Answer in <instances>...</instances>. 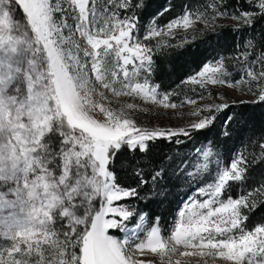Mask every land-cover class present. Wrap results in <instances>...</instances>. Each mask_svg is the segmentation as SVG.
I'll list each match as a JSON object with an SVG mask.
<instances>
[{"label": "snow or ice", "instance_id": "obj_1", "mask_svg": "<svg viewBox=\"0 0 264 264\" xmlns=\"http://www.w3.org/2000/svg\"><path fill=\"white\" fill-rule=\"evenodd\" d=\"M89 3L0 0V189H4L0 191V210L10 209L7 216H0V237L11 241L10 246L0 245V264H151L133 258L137 251L145 250L159 254L161 264H172L171 254L178 252L183 257L211 258V264H264V223L250 230L241 227L247 219L241 214V208L248 206L247 195L220 199L230 181L242 179L239 159L219 169L213 182L197 190L206 199L186 204L167 236L155 226L144 236L135 230L127 235L130 230L124 222L134 210L118 202L139 193L118 183L110 169L116 154L122 147L129 153H147L158 139L181 143L172 138L189 137L191 131L211 125L215 117L192 123L191 131L183 127L149 130L137 126L124 108L105 107L94 100L98 93L103 101L104 92L99 89H106L117 96L139 95L164 108L178 106L169 103L168 93L157 98L159 86L148 81L153 47L134 35L139 22L136 10L147 11L152 5L143 0H111L112 10L106 8V14L98 16L94 3L92 7ZM117 9H124L125 16ZM15 10L22 11L23 23L15 20ZM76 10L73 29L64 16ZM259 10L264 14V0H259ZM56 13L62 14L59 20ZM159 14L151 16L154 19ZM194 23L186 11L159 28L149 26L143 39L171 35L175 28L187 30ZM76 33L86 46L73 39ZM81 54L90 58L94 81L83 70ZM141 70L143 82H134ZM226 72L221 58L204 64L189 79L201 86H231L223 79ZM247 76L254 81L264 77V66L258 74L247 71ZM259 99L264 101V87ZM227 107L217 105L216 110ZM52 136L60 138L56 147H52ZM209 155L203 153L205 161ZM54 161L55 166L49 167ZM141 171L135 170L136 174ZM157 178H163V169L154 173L152 179ZM97 198L100 207L93 213L92 201ZM81 207L82 216L77 215ZM57 217L66 220L67 231L55 229ZM77 226H83L79 232ZM110 229H120L125 236L115 238ZM175 264H181L180 260Z\"/></svg>", "mask_w": 264, "mask_h": 264}, {"label": "trees", "instance_id": "obj_2", "mask_svg": "<svg viewBox=\"0 0 264 264\" xmlns=\"http://www.w3.org/2000/svg\"><path fill=\"white\" fill-rule=\"evenodd\" d=\"M143 2L152 7L147 11L136 10L139 22L134 35L137 34L141 43L153 47V68L149 74L151 83L158 85L160 91L171 94L178 106L184 105L179 98L201 88L199 84L187 80L209 61L217 62L223 58L227 72L231 71L232 75V79L225 80L232 84L247 78V71L257 73L256 67L264 66V14L259 10V0ZM186 11L194 20L197 14L205 12L213 17L223 15L242 20L239 24L230 21L210 29L192 28L143 39L147 26L159 28ZM245 12L252 13V16L245 18ZM151 13L160 14L153 19ZM18 14L22 15V11L19 10ZM246 19H250L251 23H246ZM236 52L244 53L242 56L247 53L245 60L248 68L237 64ZM214 117L207 128L199 131L190 129L189 137L172 138V141L182 140L181 143L158 139L147 153H129L122 147L116 154L110 169L115 172L118 183L135 188L139 193L138 197L122 201L134 210L130 225H135L140 215L146 214L148 226L158 225L167 235L181 202L193 190L213 182L219 169L229 167L232 161L238 159L241 161L238 167L242 170V179L230 181L221 199L247 195L248 206L241 208V214L247 217L242 226L250 230L264 223V101L258 99L231 104ZM205 151L210 153L207 161L203 158ZM136 169L142 171L136 174ZM160 169H163V178L154 181L152 177ZM189 172L191 175H188ZM99 207V204L95 205L93 213ZM156 217L160 219L156 220Z\"/></svg>", "mask_w": 264, "mask_h": 264}, {"label": "rangeland", "instance_id": "obj_3", "mask_svg": "<svg viewBox=\"0 0 264 264\" xmlns=\"http://www.w3.org/2000/svg\"><path fill=\"white\" fill-rule=\"evenodd\" d=\"M55 2V0H53ZM65 3L70 2V0H64ZM119 2H123V0H119ZM93 3L95 5L96 13L98 16H102L106 14V8L107 11L110 12L112 10V4L111 0H90L89 7L93 6ZM19 10H15L13 15L15 20L23 23L24 22V16L18 14ZM119 12V15L121 17L125 16L126 12H123V9H117ZM78 14V10L72 11L71 14L65 15L64 19L66 23L71 27L75 28L76 26V20L75 16ZM61 13H56L55 17L57 20L61 18ZM197 16L200 17V19H203L204 21L195 19V23L192 28L197 29H210L214 28L218 25H221L226 22H232L234 24L241 23L240 18L237 17H225L223 15H218L216 17L209 16V14H197ZM206 20H212L211 22L205 23ZM149 26H147L148 28ZM192 28H189L187 30H184L182 28H175L172 30L173 33L188 31ZM146 30V29H145ZM65 35L69 34V29H65ZM137 36V34H136ZM73 39H77L79 43H81L82 46L85 45V41L79 37V34L76 33L73 36ZM141 42V41H140ZM237 53V52H236ZM244 53H237V64L240 65V67H249L247 64V61L245 60V55L242 56ZM90 58H84L81 54V61L85 64L84 71L89 74V76L94 81V73L91 72V65L89 62ZM215 62V61H213ZM129 70L132 69V65L130 64ZM258 72L261 70L262 66H257ZM143 70H141V76L136 78V81L134 82H143L144 78ZM194 76V75H193ZM192 77V76H191ZM121 79H123L121 75ZM223 79H232L231 71L226 72V75L223 76ZM148 81L151 85H154L151 83L149 74H148ZM226 81V80H225ZM187 82H191L190 79L187 80ZM199 84V83H195ZM200 85V84H199ZM117 90L120 89L121 85L117 83L115 85ZM201 88L199 90H195L194 92H188L189 94H186L184 98H179V101H182L184 105L177 106L176 108H164L161 105L153 104L151 101H146L142 98V96L139 95H115L111 92V90L106 89H99V91L104 92L105 99L103 101L100 100L98 93L94 94L93 99L96 100L99 103H103L105 107H112L116 109L124 108L129 115L130 118H132L137 126L146 127L149 130H167V129H176V128H186L188 130L191 129V124L194 122H199L201 119H204L206 117L215 116L218 112L216 110L217 105L227 104L228 106L231 104H237L240 102L245 101H255L259 99V96L261 94V88L264 87V77L259 78L258 80H252L251 77L243 78L238 84H232L229 86V83L225 84H211L206 83L203 86L200 85ZM157 91V98L161 99L163 94L166 92L160 91L158 88ZM185 95V94H184ZM194 96V98H191V96ZM186 98V99H185ZM175 98H172V95L169 94V103H175ZM190 101H195V103H191ZM132 104V109H127V105ZM224 110V109H223ZM222 111V110H221ZM98 112V109H97ZM198 112V115H194L193 113ZM100 118H103V114H100ZM46 139H49V137H46ZM58 136H52V147L58 146L59 142ZM57 162H53L52 165H49V167H54ZM56 173L59 174V169H56ZM218 174V173H217ZM217 176V175H216ZM215 176V178H216ZM198 187L197 189L193 190V192L188 196V198L184 199L179 208L177 209L174 217L171 220V227L174 225L175 222L178 220V212L184 208L186 204H189L193 201H202L206 199V197L200 196L198 194ZM0 191H4V189H0ZM8 199H11L13 197H7ZM221 199V198H220ZM222 200V199H221ZM101 200L100 198H97L92 201V212L94 210L95 205H100ZM122 204L123 206H126L122 201L118 202ZM127 207V206H126ZM10 209H3L0 210V216H7ZM83 208L77 209V215H83ZM119 219V218H117ZM131 217L128 221L124 222L126 227L130 230L127 235L131 236L132 232L131 230H135L138 235L144 236L147 232V230L151 227L148 226V220L146 216L141 219V216L139 217L138 221L135 225H130ZM140 223H143L140 227V229H136ZM55 229L62 233L63 231H67V223L66 220H62L59 217L56 218ZM83 226H77V232H79L82 229ZM154 227V226H152ZM158 227V226H155ZM241 227H243L241 225ZM131 228V229H130ZM143 230V231H141ZM168 233V234H169ZM109 234L113 235L115 238L121 239L125 236V233L122 232L120 229H110ZM161 234L164 235L161 231ZM167 234V235H168ZM165 235V236H167ZM62 239V236H61ZM132 243H135L136 241H131ZM0 245L3 246H10L11 241H8L6 238L0 237ZM44 247H47V245H44ZM183 249H181L182 251ZM78 252V249H76ZM17 256L19 254H16ZM34 258V257H33ZM135 260H142L145 262H151V264H161V258L159 254L156 253H149L147 250H145L144 253L136 252L134 257ZM169 259L168 256L164 257V260L167 261ZM218 259V258H217ZM171 260L172 264H175L176 260H180L181 264H204V261L207 260L208 264H211V258H200L197 256L193 257H183L178 253L171 254Z\"/></svg>", "mask_w": 264, "mask_h": 264}, {"label": "bare ground", "instance_id": "obj_4", "mask_svg": "<svg viewBox=\"0 0 264 264\" xmlns=\"http://www.w3.org/2000/svg\"><path fill=\"white\" fill-rule=\"evenodd\" d=\"M142 224H143V223H140L139 226H138L136 229H137V230L140 229V227H141ZM130 229H131V228H130ZM133 230H134V229H133Z\"/></svg>", "mask_w": 264, "mask_h": 264}]
</instances>
